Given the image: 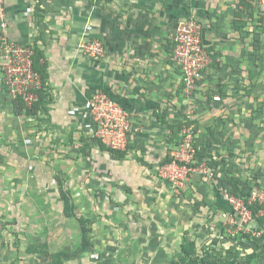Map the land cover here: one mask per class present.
Listing matches in <instances>:
<instances>
[{
	"label": "crops",
	"instance_id": "crops-1",
	"mask_svg": "<svg viewBox=\"0 0 264 264\" xmlns=\"http://www.w3.org/2000/svg\"><path fill=\"white\" fill-rule=\"evenodd\" d=\"M6 7L8 36L41 53L47 75L38 110L0 87V178L8 174L9 181L18 179L25 185L28 177L58 171V165L48 163L51 150L80 169L79 156L73 151L86 148L92 151L87 152L91 170L121 178L127 183L124 189L132 192L131 197L135 193L149 218L155 219L171 192L157 170L181 140L189 105L173 49L177 27L190 16L202 23L204 46L211 55L194 95L199 158L223 159L220 143L225 119L230 116L238 122L236 110L255 106L254 97L244 104H223L222 98L214 101L213 96L222 94L226 100L239 89L241 80L247 83L242 85L246 94L254 95L250 86L256 78H264V69L256 66L257 52L264 51L260 0H6ZM88 38L102 40L103 59L89 58L80 50L81 40ZM1 76L0 62V81ZM97 90L107 92L130 114L134 130L124 156L102 150L94 134L87 104ZM79 144L85 145L80 148ZM188 183L185 205L190 208L179 206L180 218L195 214L196 219L205 215L218 220L225 214L221 210L224 196L217 193L216 184L196 176ZM194 206L203 215L194 213ZM198 224L203 225L202 220Z\"/></svg>",
	"mask_w": 264,
	"mask_h": 264
},
{
	"label": "rangeland",
	"instance_id": "rangeland-1",
	"mask_svg": "<svg viewBox=\"0 0 264 264\" xmlns=\"http://www.w3.org/2000/svg\"><path fill=\"white\" fill-rule=\"evenodd\" d=\"M261 25L264 29V16ZM260 48L257 42V50ZM262 54L257 52L256 66L263 70ZM243 81L226 100L220 94L222 103L244 104L254 97L255 106L236 110L238 122L230 116L225 119L220 143L225 156L210 169L214 174L194 175L216 184L217 193L224 196L222 203L233 207L231 214L225 213L218 220H209L205 215L196 219L195 214L180 218L183 209L178 207L190 208L185 205L186 185L185 189L169 186L171 201L166 199L164 212L149 218L143 202L135 193L129 195L132 192L124 189L127 183L121 178L91 170L87 152L92 151H73L79 156V169L67 157L57 158L51 150L48 163L58 165V171L28 177L25 185L18 179L9 181L8 174L0 178V264H41L51 253H66L63 264H191L182 257L186 241L194 244L199 257L206 254L234 259L254 251L250 264H264V230H258L257 220L245 216L244 210H236L226 197L232 194L230 181L234 180L253 192H264V78H256L250 86L254 95L246 94ZM83 145L79 144L80 148ZM209 161L205 159L204 163L211 167ZM157 176L161 178L158 171ZM33 178L41 184L35 179L29 185ZM261 204L260 214H264V199ZM193 210L203 215L198 206ZM200 220L203 225L198 224Z\"/></svg>",
	"mask_w": 264,
	"mask_h": 264
},
{
	"label": "built area",
	"instance_id": "built-area-1",
	"mask_svg": "<svg viewBox=\"0 0 264 264\" xmlns=\"http://www.w3.org/2000/svg\"><path fill=\"white\" fill-rule=\"evenodd\" d=\"M264 5V0H260ZM6 0H0V87L14 99L22 100L28 108H33L38 100L42 87L41 75L34 69V48L12 40L7 34ZM80 50L92 59H103L106 47L99 38L83 39ZM173 57L183 77V90L189 99L185 111V119L181 129L180 142L170 151V160L158 167V173L169 185L176 189H185L190 176L204 174L213 175L211 168L199 158L195 145L196 104L194 95L211 63V55L203 42V25L195 17L190 16L180 22L174 35ZM214 101L221 96L215 94ZM88 109L94 121V134L99 142L110 149L125 150L134 125L129 112L104 90L92 93L88 100ZM226 197L236 210L245 216L251 215L242 198L233 194ZM253 199V200H252ZM264 192H252L250 201L262 203ZM240 209V210H239Z\"/></svg>",
	"mask_w": 264,
	"mask_h": 264
},
{
	"label": "trees",
	"instance_id": "trees-1",
	"mask_svg": "<svg viewBox=\"0 0 264 264\" xmlns=\"http://www.w3.org/2000/svg\"><path fill=\"white\" fill-rule=\"evenodd\" d=\"M264 16V15H263ZM42 58V54L41 53H36L34 52L33 55V64H34V69L41 75L42 78V87L37 90L38 93V100L35 102L33 108H35V110H38L40 104L43 102V97H44V91L46 88V64H44V62L41 61ZM22 101V100H20ZM24 104V103H23ZM25 105V104H24ZM99 146L102 150L110 152L114 155L117 156H124L126 154V150H114V149H110L108 148L105 144H103L102 142H99ZM170 155V154H169ZM198 155L200 156V152L198 150ZM171 158L169 156V158L166 161H169ZM165 162V161H164ZM216 164V161L214 162V160L209 161V165H211V167H213V165ZM214 168V167H213ZM231 185H232V194L240 197L244 200L246 207L250 210L251 212V216L253 218H255L258 222V230L262 231V229L264 230V214H260V210L262 209V204L259 201H250V197L252 195V188L248 187V186H242L240 185V183L237 180L234 181H230ZM229 182V183H230ZM66 198V196H64ZM226 205V204H225ZM226 206H222L223 207V212L227 213V214H231L233 212V207L231 205ZM228 209V210H227ZM226 210V211H225ZM213 230H211L212 232ZM264 235V234H262ZM181 252L183 253V261L186 263H194L196 264H250L252 259L255 257V252L252 251L249 254H247L246 256H242L241 258H234V259H230V258H217V256L215 257H211L209 255L204 254L203 256H198L196 255V250L194 247V244H191L189 241H186L183 245V248L181 249ZM63 257H67L66 253H51L47 260L41 264H63ZM199 259V261H198ZM219 259V260H217Z\"/></svg>",
	"mask_w": 264,
	"mask_h": 264
}]
</instances>
